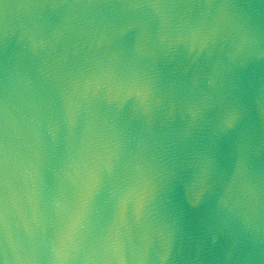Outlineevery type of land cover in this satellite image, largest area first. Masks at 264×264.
I'll use <instances>...</instances> for the list:
<instances>
[{"label":"water","instance_id":"1","mask_svg":"<svg viewBox=\"0 0 264 264\" xmlns=\"http://www.w3.org/2000/svg\"><path fill=\"white\" fill-rule=\"evenodd\" d=\"M0 264H264V0H0Z\"/></svg>","mask_w":264,"mask_h":264}]
</instances>
